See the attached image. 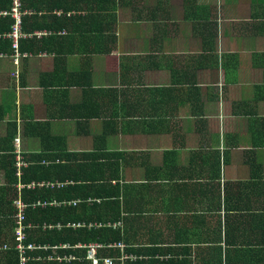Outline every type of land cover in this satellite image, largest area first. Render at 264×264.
Listing matches in <instances>:
<instances>
[{
  "label": "crops",
  "instance_id": "crops-1",
  "mask_svg": "<svg viewBox=\"0 0 264 264\" xmlns=\"http://www.w3.org/2000/svg\"><path fill=\"white\" fill-rule=\"evenodd\" d=\"M47 9L36 13L56 17L45 21L52 28L20 30L32 41L17 63L12 47L0 54V264H18L19 205L26 244L47 248L26 252L27 264H91L71 247L83 228L121 232L105 246L122 250L98 253L114 264L147 254L201 264L226 218L246 214L239 230L257 229L264 0H48ZM103 11L116 14L109 30Z\"/></svg>",
  "mask_w": 264,
  "mask_h": 264
},
{
  "label": "trees",
  "instance_id": "trees-1",
  "mask_svg": "<svg viewBox=\"0 0 264 264\" xmlns=\"http://www.w3.org/2000/svg\"><path fill=\"white\" fill-rule=\"evenodd\" d=\"M38 2L43 3L44 5L38 6ZM47 4L48 0H21L19 11L22 13L20 17V30L22 33L33 34L35 30L42 31L52 28V26L45 22L47 20V17L49 16H47L46 14L38 15L36 13L39 9L48 10ZM11 8V0H0V12L6 11L9 13L6 16H0V35H8L11 32L12 27L15 23L14 18L10 15ZM26 10L31 11L32 14H23V12H25ZM104 11L102 13V16L97 19L104 22V26L109 30L110 28L106 24L114 25L115 18L113 17H115L116 14H113L111 12L107 13ZM51 19L53 21L56 19V17H53ZM64 20L65 18H59L56 22L61 23ZM44 37L46 36H42L43 41H45ZM30 39L20 38L18 40L20 52H23L22 44L26 43L27 40L32 41ZM0 54H11L10 38H0ZM41 170V167H37L36 172H41ZM41 177L42 176H38V179H40ZM245 216L246 214H240L238 216H232V218L230 219L226 218L224 224V232L222 234H220V224L217 225V227L215 228L216 231L213 235L214 237L209 239L212 244L210 246H212L211 248L214 250V252L212 253L213 255H208V260L206 256L203 255V258L199 259L201 260V264H264V214L260 215V226L257 227V229L255 230L254 228L252 229L253 222H247L248 228H250L247 230V232H245V230L242 231V229L239 230L241 224L238 220L240 218H244ZM71 233L78 235L76 236L78 238H73L71 240V247L75 246V244L79 242L83 244L98 242L103 245L122 242L121 232H119V230L114 231L109 227L97 229L83 228L75 230ZM37 234L38 237L35 242H37L41 233L38 232ZM102 253L105 258L108 256L109 252L103 251ZM127 253L131 254L130 251H127ZM136 255L144 257L141 254ZM147 255L148 257H150L149 259H141L131 262L127 261L119 264H191L189 261L184 260V258H180V255H177V258L174 255H169V257L166 259H159L157 257L153 258L151 257V254ZM111 256L118 259L120 257V252L115 251L111 253ZM72 264L80 263L72 262Z\"/></svg>",
  "mask_w": 264,
  "mask_h": 264
},
{
  "label": "built area",
  "instance_id": "built-area-1",
  "mask_svg": "<svg viewBox=\"0 0 264 264\" xmlns=\"http://www.w3.org/2000/svg\"><path fill=\"white\" fill-rule=\"evenodd\" d=\"M12 1V8L10 11V15L14 18L15 23L12 27V31L7 35L8 38L11 39V47H12V59L14 63H17L22 55L19 53V46H18V40L21 37H25V35L21 34L20 32V17L22 13L19 11L21 0H11ZM8 12H1L0 16H6L8 15ZM14 147H15V165L16 168L18 169V175L20 174V167L23 166V162L21 160V153L19 149V139L16 138L14 140ZM26 205H19V213L16 216V237H17V242L18 245L16 247L17 252H18V264H27L28 262V257H26V252H32L34 250H39V251H45L44 247H36L32 244H26V235H25V228H24V211H22V208H25ZM82 248V247H79ZM123 249L124 246L121 244L117 245H111L104 247L102 245H91L88 247V252H87V261H89L91 264H114V261L111 259H104L101 260L98 256V253L102 249ZM45 249V250H44Z\"/></svg>",
  "mask_w": 264,
  "mask_h": 264
},
{
  "label": "rangeland",
  "instance_id": "rangeland-1",
  "mask_svg": "<svg viewBox=\"0 0 264 264\" xmlns=\"http://www.w3.org/2000/svg\"><path fill=\"white\" fill-rule=\"evenodd\" d=\"M91 245H101V244L93 243V244H90V245H87V246H76V247H72V248H75V249H83V250H85V251L88 252V247L91 246ZM102 246L107 247L105 245H102ZM79 247H82V248H79ZM104 249H106V248H104ZM104 249L100 250V252H102Z\"/></svg>",
  "mask_w": 264,
  "mask_h": 264
}]
</instances>
